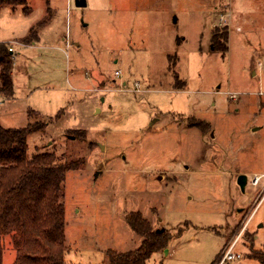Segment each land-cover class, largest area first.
Masks as SVG:
<instances>
[{
  "label": "rangeland",
  "instance_id": "1",
  "mask_svg": "<svg viewBox=\"0 0 264 264\" xmlns=\"http://www.w3.org/2000/svg\"><path fill=\"white\" fill-rule=\"evenodd\" d=\"M27 1L0 11L15 89L0 122L44 126L28 137L30 157L80 161L65 183V264L137 250L134 212L172 234L147 264H217L231 247L242 258L230 264H259L247 234L260 250L264 179L251 181L264 174V0ZM43 18L41 40L22 44ZM215 30L229 32L227 54L212 46ZM12 246L4 237L3 264L15 262Z\"/></svg>",
  "mask_w": 264,
  "mask_h": 264
},
{
  "label": "trees",
  "instance_id": "2",
  "mask_svg": "<svg viewBox=\"0 0 264 264\" xmlns=\"http://www.w3.org/2000/svg\"><path fill=\"white\" fill-rule=\"evenodd\" d=\"M26 4L27 0H0V11L7 5ZM49 21V18H43L37 22L21 43H37L41 30ZM228 42L227 30L222 36L218 30L213 32L212 46L215 50L227 54ZM13 59L8 42L0 43V102L15 98ZM184 87L185 82L176 75L175 88L180 90ZM191 125L202 132L209 129V124L204 121ZM43 128L37 123L22 128H6L0 122V264H3L4 237L7 236L12 237V247L16 251L13 264H65V183L67 173L79 169L81 164L80 161L60 162L54 153H38L30 157L28 137ZM127 222L142 237V243L135 251L119 253L110 250L107 264H147L155 253L169 249L172 234L154 231L141 213H130ZM247 236L252 249L248 257L264 264V243L260 250H255L253 236Z\"/></svg>",
  "mask_w": 264,
  "mask_h": 264
},
{
  "label": "built area",
  "instance_id": "3",
  "mask_svg": "<svg viewBox=\"0 0 264 264\" xmlns=\"http://www.w3.org/2000/svg\"><path fill=\"white\" fill-rule=\"evenodd\" d=\"M10 51L13 52V49H10ZM263 179H264V174L254 176L251 181L252 186L254 187L258 186L262 182ZM257 196L258 197L256 201V207H258L264 200V186L259 191ZM253 214H254V211L251 214V216H249V218H247L246 221L243 223L242 233L246 230V227L249 221L251 220ZM233 246H235V244ZM241 258H242V254L235 252L234 248L231 247L230 249L226 250V252L223 253L220 259H218L217 264H230L231 262L235 260H240Z\"/></svg>",
  "mask_w": 264,
  "mask_h": 264
},
{
  "label": "water",
  "instance_id": "4",
  "mask_svg": "<svg viewBox=\"0 0 264 264\" xmlns=\"http://www.w3.org/2000/svg\"><path fill=\"white\" fill-rule=\"evenodd\" d=\"M75 5L79 8H84L87 6V0H75ZM247 182H248V179L246 175L242 174L238 177V185L241 188L242 192H245Z\"/></svg>",
  "mask_w": 264,
  "mask_h": 264
},
{
  "label": "crops",
  "instance_id": "5",
  "mask_svg": "<svg viewBox=\"0 0 264 264\" xmlns=\"http://www.w3.org/2000/svg\"><path fill=\"white\" fill-rule=\"evenodd\" d=\"M27 3H28V1H27ZM49 4H50V2H49ZM48 9H49V8H48ZM30 10H31V9H30ZM30 10H28V11H30ZM28 11H27V12H28ZM38 22H39V21H38ZM36 23H37V22H36ZM36 23H35V24H36ZM35 24L32 25L30 28H28V31H27V33H26L25 36H27V35L29 34L30 29H31L33 26H35ZM47 26H48V25H47ZM47 26H46V27H47ZM46 27H44V28L41 30L39 41L41 40V34H42L43 30H44ZM25 36H24V37H25ZM24 37H22V38H20V39H23ZM39 41H38V42H39ZM6 42H8V41H6ZM38 42H37V43H38ZM32 45H33V44H32ZM12 75H13V71H12ZM206 123H207V122H206ZM259 130H260V129H259ZM259 130H258V131H259ZM252 198L254 199V196H253V195H251V200H252ZM250 202H251V201H250ZM168 253H169V252H168Z\"/></svg>",
  "mask_w": 264,
  "mask_h": 264
}]
</instances>
